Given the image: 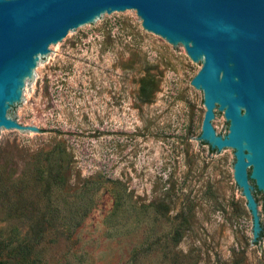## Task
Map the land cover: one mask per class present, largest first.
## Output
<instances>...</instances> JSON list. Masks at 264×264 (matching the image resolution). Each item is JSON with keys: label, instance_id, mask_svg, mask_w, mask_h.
<instances>
[{"label": "rangeland", "instance_id": "obj_1", "mask_svg": "<svg viewBox=\"0 0 264 264\" xmlns=\"http://www.w3.org/2000/svg\"><path fill=\"white\" fill-rule=\"evenodd\" d=\"M199 67L136 15L55 48L13 115L46 135L0 136V260L264 264L233 152L198 144Z\"/></svg>", "mask_w": 264, "mask_h": 264}, {"label": "water", "instance_id": "obj_2", "mask_svg": "<svg viewBox=\"0 0 264 264\" xmlns=\"http://www.w3.org/2000/svg\"><path fill=\"white\" fill-rule=\"evenodd\" d=\"M130 15L200 65L189 81L204 106L198 144L233 152L251 241L264 245V0H0V136L43 138L13 118L38 70L73 33Z\"/></svg>", "mask_w": 264, "mask_h": 264}, {"label": "trees", "instance_id": "obj_3", "mask_svg": "<svg viewBox=\"0 0 264 264\" xmlns=\"http://www.w3.org/2000/svg\"><path fill=\"white\" fill-rule=\"evenodd\" d=\"M0 264H5V263H4L3 261L0 260ZM12 264H27V263L22 262V261H16V262H14V263H12Z\"/></svg>", "mask_w": 264, "mask_h": 264}]
</instances>
